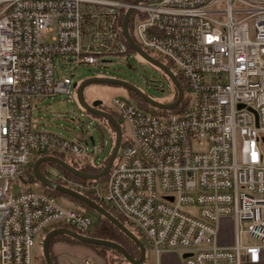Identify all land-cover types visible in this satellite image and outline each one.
Here are the masks:
<instances>
[{"label": "built area", "instance_id": "2783aa9c", "mask_svg": "<svg viewBox=\"0 0 264 264\" xmlns=\"http://www.w3.org/2000/svg\"><path fill=\"white\" fill-rule=\"evenodd\" d=\"M136 1L0 0V264H32L38 239L56 227L92 229L91 217L62 207L27 175L34 157L53 153L93 164L89 137L73 142L42 131L32 112L48 99L73 103V80L58 67L129 60L119 20L130 8L137 44L174 64L189 104L164 115L113 96L104 105L120 118L126 145L107 180L80 183L48 169L47 177L123 217L157 264L171 253L184 264L261 262L264 0ZM224 218L235 229L230 246L220 241ZM243 234L255 243L244 244Z\"/></svg>", "mask_w": 264, "mask_h": 264}, {"label": "rangeland", "instance_id": "374dc122", "mask_svg": "<svg viewBox=\"0 0 264 264\" xmlns=\"http://www.w3.org/2000/svg\"><path fill=\"white\" fill-rule=\"evenodd\" d=\"M105 68H95L82 66L77 69L67 66V69L59 68L64 74L69 75L73 83H82L84 80L95 77L120 78L130 82L148 96L159 102H168L175 95V87L169 81L164 80L162 74L156 71L152 65L143 61L138 55L130 54L129 60L124 56L109 57ZM57 66H58V62ZM73 94L75 90L72 89ZM127 91L121 87L110 84H91L84 90V97L87 100L97 98L102 103H108L115 95H126ZM33 122L42 131L52 133L58 137L73 141L82 142L85 137H94L95 146H85L87 152L92 156L93 162L99 164L106 160L112 152L114 138L109 128L97 119H93L80 106L77 96H74L73 103L68 102L65 97L48 99L40 103L38 108L33 109ZM126 134V132L124 133ZM93 163V164H94ZM51 172L57 171L53 166L47 168ZM35 189H38L35 187ZM57 203L65 206H76L67 198L61 196L56 198ZM75 210H79L75 208ZM95 219L94 214H86ZM247 224L242 225L245 231ZM235 229L230 219H223L220 241L225 245H231L234 240ZM244 244L255 243L246 234L242 235ZM42 244L38 239V244L34 249L32 264L40 263L42 254ZM150 263L155 262V256L150 248H147ZM180 256V254H178ZM181 258V257H180Z\"/></svg>", "mask_w": 264, "mask_h": 264}, {"label": "water", "instance_id": "95a60500", "mask_svg": "<svg viewBox=\"0 0 264 264\" xmlns=\"http://www.w3.org/2000/svg\"><path fill=\"white\" fill-rule=\"evenodd\" d=\"M143 0H137L135 4H138ZM134 12L133 8L128 9V11L125 14L124 22H123V35L125 38V41L129 45L131 49L134 50V52L143 60H145L150 65L160 69L171 81V83L174 85L175 89L178 92V99L176 102L172 104L162 103L159 101H156L149 97L147 94H145L142 90L134 86L133 84L124 81L122 79L118 78H108V77H95V78H89L84 80L82 83H74L73 87L77 90V99L84 111L87 113H90L91 115L101 117L108 121L115 129L116 131V143L112 152V155L108 161V164L106 165L105 169L98 175H89L81 172L80 170L74 168L67 162L63 161L60 158H57L55 156H46L41 157L38 159L34 165H33V175L35 178L45 187L58 191L64 195L70 196L72 198H75L84 204L88 205L90 208L95 210L98 214L109 220L114 226H116L120 231H122L125 235H127L139 248L141 251V258L139 260H135L131 257V255L127 252V250L122 247L121 245L107 241V240H99L94 239L82 234H79L73 230L67 229V228H58L54 229L51 232H49L43 240L42 249H43V256L47 264H54L51 256H50V243L52 239L58 235H66L69 236L83 244H91L95 246H102L111 248L113 250L118 251L121 253L124 258L127 260L129 264H144L147 258V251L144 243L123 223H121L116 217H114L110 212H108L106 209H104L101 205L87 197L86 195L77 192L75 190H72L70 188L64 187L62 185H59L49 179L47 176H45L40 171V165L43 163H54L62 167L64 170L70 172L76 177L82 178L84 180L88 181H98L103 178H105L111 171L117 156L119 154L120 148L123 143V129L121 125L106 111L101 110L100 107L102 105L101 101H95L92 105H90L85 97H84V90L87 86L91 84H110L115 86H120L122 88H125L129 91H132L137 96H139L141 99H143L147 104H149L151 107L164 110V111H171L175 108H177L184 100L185 91L182 88L178 78L176 75L162 62L156 60L153 58L150 54H148L146 51H144L137 42L131 37L129 33V23L131 16ZM89 142L92 146H95V140L94 137H89ZM189 255H184L183 258H187Z\"/></svg>", "mask_w": 264, "mask_h": 264}, {"label": "trees", "instance_id": "16d2710c", "mask_svg": "<svg viewBox=\"0 0 264 264\" xmlns=\"http://www.w3.org/2000/svg\"><path fill=\"white\" fill-rule=\"evenodd\" d=\"M136 17H137V13H135L131 19H130V23H129V33L131 35V37L138 43V40L136 39V35H135V22H136ZM124 18H125V12L122 13L121 18L119 20V26L121 28H123V22H124ZM121 38L124 40V35H123V31L120 34ZM129 53L130 54H136L134 52L133 49H131L129 47ZM137 55V54H136ZM156 59H158L159 61L163 62L178 78L182 88L185 91V96H184V100L183 102L175 109L171 110V111H162V110H157L153 107H151L149 104H147L143 99H141L139 96H137L135 93H133L132 91H129L125 88H123L124 90L127 91V94L129 96V98L135 103L137 104L140 108L145 109V110H152L155 112H159L161 114L164 115H174V114H178L181 113L182 111H184V109H186V107L189 104V94H188V88L187 85L183 79V77L180 75V73L178 72V70L176 69V67L174 66V64L169 61L166 60L162 57H159L157 55H153ZM169 82L171 83V81L169 80ZM115 86V85H114ZM120 87V86H118ZM122 88V87H121ZM175 95L174 97L168 101V104H172L174 102H176V100L178 99V92L175 89ZM101 110L106 111L107 113H109L122 127L123 129V133H125L123 124L120 120V118L118 117V115H116L114 112H112L111 110H109L104 103H102ZM86 112V111H85ZM93 119H97L99 122L103 123L105 126H107L109 128V131L111 132V134L113 135L114 138V144L112 146V152L116 143V131L114 129V127L105 119L101 118V117H97L94 115H91L90 113H88ZM126 145V139L123 138V143H122V147H124ZM112 152L110 153V155L108 156V158L104 161H102L99 164H92L89 163L87 165H80L78 162L68 159L67 157H65L64 155L61 154H56L53 153L52 155L62 159L63 161L67 162L68 164H70L71 166H73L74 168L80 170L81 172L85 173V174H89V175H98L100 174L106 167V165L108 164V161L112 155ZM47 156V155H46ZM40 156H36L34 157V159L32 160V163L27 171V175H29L30 177V181L33 184L34 187H37L38 190L43 191L44 193H47L55 198L58 197H65L68 200H70L71 202H73L76 206V208H78L80 212H82L83 214H94L95 215V219H93V227L89 232H79L76 229L69 227V226H59L56 227L55 229L58 228H67L70 230H73L79 234L94 238V239H99V240H107V241H111L114 243H117L119 245H121L122 247H124L127 252L131 255V257L135 260H139L141 258V251L140 248L127 236L125 235L122 231H120L116 226H114L109 220H107L106 218H104L103 216H101L100 214H98L95 210H93L92 208H90L88 205L84 204L83 202L72 198L70 196L64 195L58 191L49 189L47 187H45L44 185H42L33 175V165L34 163L40 159ZM48 166H53L55 167L57 170L59 171H63L66 176L76 182H80V183H94V182H104L107 180L108 176H106L105 178L98 180V181H88V180H84L82 178L76 177L73 174H71L70 172L64 170L62 167H60L57 164L54 163H43L40 165V171L41 173H43L45 176H47V168ZM84 195H86L87 197H89L90 199H92L93 201H95L96 203H98L99 205H101L104 209H106L108 212H110L114 217H116L121 223H123L125 226H127L141 241L142 239V235L141 233L134 228L129 222H127L123 217L119 216L116 212H114L111 208L107 207L106 205H104L101 201H99L93 194L89 193V192H84ZM54 230V229H52ZM52 230L47 231L41 238H40V243H43L44 237L51 232ZM56 242H66V243H70V244H75V245H81V246H85L90 248L91 250H93L100 258L103 259V263L104 264H129L127 262V260L124 258V256L119 253L116 250H113L111 248H107V247H102V246H95V245H91V244H83L69 236L66 235H58L56 237H54L50 243V256L51 259L53 261L54 264H56V261L52 255V246L54 243ZM41 260H40V264H47L44 256H43V249H42V254L40 256ZM148 263V259L146 258V261L144 264Z\"/></svg>", "mask_w": 264, "mask_h": 264}, {"label": "crops", "instance_id": "0c3cea01", "mask_svg": "<svg viewBox=\"0 0 264 264\" xmlns=\"http://www.w3.org/2000/svg\"><path fill=\"white\" fill-rule=\"evenodd\" d=\"M65 208L75 209L76 207L69 205V206H65ZM52 255L56 261V264H81L84 260H91L99 264H104L103 259L100 258L90 248L81 245L70 244L66 242L54 243L52 246ZM148 255H147V259L149 261ZM180 257L181 256L174 253L163 254L160 257L159 264H184V261ZM147 264H157L156 257H155V262L152 263L148 262ZM259 264H264V250L262 251L261 262Z\"/></svg>", "mask_w": 264, "mask_h": 264}, {"label": "flooded vegetation", "instance_id": "af4514ba", "mask_svg": "<svg viewBox=\"0 0 264 264\" xmlns=\"http://www.w3.org/2000/svg\"><path fill=\"white\" fill-rule=\"evenodd\" d=\"M153 58H155L153 55H151ZM156 59V58H155ZM156 60H158V59H156ZM143 61H145V60H143ZM159 61V60H158ZM146 62V61H145ZM161 62V61H160ZM163 63V62H162ZM164 64V63H163ZM154 67V66H153ZM154 69L156 70V71H159L161 74H162V76H163V78H164V80H166V81H169V78L160 70V69H158V68H156V67H154ZM114 78V77H113ZM118 79H120V78H118ZM130 83V82H129ZM132 84V83H131ZM134 85V84H133ZM134 86H136L137 88H139V86H137V85H134ZM140 89V88H139ZM141 90V89H140ZM124 96H127L128 98H129V96H128V94L126 93V95H124ZM150 97V96H149ZM86 99V98H85ZM153 99V98H152ZM86 101L90 104V105H92L95 101H98V99L95 97V98H92L91 100H87L86 99Z\"/></svg>", "mask_w": 264, "mask_h": 264}]
</instances>
